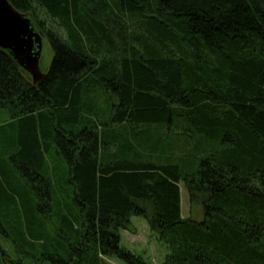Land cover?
Instances as JSON below:
<instances>
[{
	"label": "trees",
	"instance_id": "16d2710c",
	"mask_svg": "<svg viewBox=\"0 0 264 264\" xmlns=\"http://www.w3.org/2000/svg\"><path fill=\"white\" fill-rule=\"evenodd\" d=\"M8 2L52 57L33 85L0 49V234L49 264H147L120 246L140 217L162 264H264V0ZM24 196L31 217L7 211Z\"/></svg>",
	"mask_w": 264,
	"mask_h": 264
},
{
	"label": "rangeland",
	"instance_id": "374dc122",
	"mask_svg": "<svg viewBox=\"0 0 264 264\" xmlns=\"http://www.w3.org/2000/svg\"><path fill=\"white\" fill-rule=\"evenodd\" d=\"M45 21L48 22L50 26H53L52 28L56 27V24L50 21L48 18H45ZM42 54L43 60L41 67L43 69H47L52 57L47 43H44ZM9 120V114L4 109L0 108V160L3 159L6 164H11V161L9 160L11 154L10 145L13 143V140H11V143H9V138H13V136H15L14 130H12L9 125H7ZM44 158L45 163L48 166L57 167L59 169V173L63 171L64 165L61 164L59 160L55 159L54 154H44ZM14 185L15 188H17L22 186L23 182H14ZM179 188L182 217H189L200 221L202 219L201 208L189 203L187 191L182 183L179 184ZM63 197H68L64 190L56 193V199L64 200ZM24 199L25 200L22 203L18 200L17 204L8 206L7 211L11 213L19 211L25 214L27 213L31 217L29 212L31 213L34 208V201H29V198L27 199L25 196ZM9 224L15 225L16 228H18V226L22 227L24 225L17 224L15 219ZM46 226L49 229V225L46 224ZM119 235L121 247L141 256L147 264H162L166 254V248L156 239V235L149 230L146 222L142 218L132 217L130 230L120 231ZM12 241H14L12 238L10 239L3 234H0V264H49V261H45L41 256L42 252L39 243H34L33 247H26V249H24L23 247L14 244ZM107 262L109 264H122L113 258L107 259Z\"/></svg>",
	"mask_w": 264,
	"mask_h": 264
},
{
	"label": "water",
	"instance_id": "95a60500",
	"mask_svg": "<svg viewBox=\"0 0 264 264\" xmlns=\"http://www.w3.org/2000/svg\"><path fill=\"white\" fill-rule=\"evenodd\" d=\"M0 49L9 52L33 85L44 77L46 70L43 71L40 65L43 34L8 0H0Z\"/></svg>",
	"mask_w": 264,
	"mask_h": 264
},
{
	"label": "flooded vegetation",
	"instance_id": "af4514ba",
	"mask_svg": "<svg viewBox=\"0 0 264 264\" xmlns=\"http://www.w3.org/2000/svg\"><path fill=\"white\" fill-rule=\"evenodd\" d=\"M43 46H44V39H43ZM43 52V51H42ZM43 58V54H41V58H40V65H41V63H42V59ZM43 71H45V70H47V69H43V68H41Z\"/></svg>",
	"mask_w": 264,
	"mask_h": 264
}]
</instances>
